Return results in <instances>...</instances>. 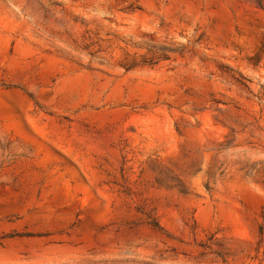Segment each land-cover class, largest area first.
Returning <instances> with one entry per match:
<instances>
[{"label":"rangeland","instance_id":"374dc122","mask_svg":"<svg viewBox=\"0 0 264 264\" xmlns=\"http://www.w3.org/2000/svg\"><path fill=\"white\" fill-rule=\"evenodd\" d=\"M0 264H264V0H0Z\"/></svg>","mask_w":264,"mask_h":264},{"label":"bare ground","instance_id":"6f19581e","mask_svg":"<svg viewBox=\"0 0 264 264\" xmlns=\"http://www.w3.org/2000/svg\"><path fill=\"white\" fill-rule=\"evenodd\" d=\"M94 200L96 202L97 207H100L102 205V200L98 196H95Z\"/></svg>","mask_w":264,"mask_h":264}]
</instances>
